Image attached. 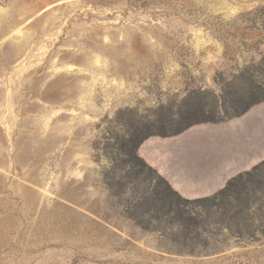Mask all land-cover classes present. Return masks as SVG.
I'll list each match as a JSON object with an SVG mask.
<instances>
[{
	"label": "rangeland",
	"instance_id": "obj_1",
	"mask_svg": "<svg viewBox=\"0 0 264 264\" xmlns=\"http://www.w3.org/2000/svg\"><path fill=\"white\" fill-rule=\"evenodd\" d=\"M262 55L264 0H0V264H264V213L180 245L102 175L119 112L218 94Z\"/></svg>",
	"mask_w": 264,
	"mask_h": 264
},
{
	"label": "trees",
	"instance_id": "obj_2",
	"mask_svg": "<svg viewBox=\"0 0 264 264\" xmlns=\"http://www.w3.org/2000/svg\"><path fill=\"white\" fill-rule=\"evenodd\" d=\"M261 102L264 55L223 79L218 94L193 89L176 105L160 104L149 115L134 109L119 112L121 129L104 148L106 187L128 218L180 245L207 243L212 232L230 230L234 224L255 230L264 213V159L231 177L219 191L187 198L141 157L139 147L150 136H172L195 124L229 120Z\"/></svg>",
	"mask_w": 264,
	"mask_h": 264
},
{
	"label": "crops",
	"instance_id": "obj_3",
	"mask_svg": "<svg viewBox=\"0 0 264 264\" xmlns=\"http://www.w3.org/2000/svg\"><path fill=\"white\" fill-rule=\"evenodd\" d=\"M139 154L184 197L211 195L264 159V102L229 120L150 136Z\"/></svg>",
	"mask_w": 264,
	"mask_h": 264
}]
</instances>
